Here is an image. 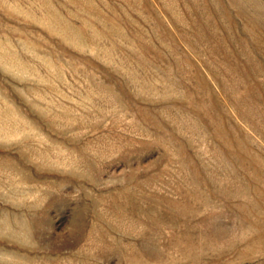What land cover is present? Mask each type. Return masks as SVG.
Here are the masks:
<instances>
[{"label": "rangeland", "instance_id": "1", "mask_svg": "<svg viewBox=\"0 0 264 264\" xmlns=\"http://www.w3.org/2000/svg\"><path fill=\"white\" fill-rule=\"evenodd\" d=\"M0 264H264V0H0Z\"/></svg>", "mask_w": 264, "mask_h": 264}, {"label": "bare ground", "instance_id": "2", "mask_svg": "<svg viewBox=\"0 0 264 264\" xmlns=\"http://www.w3.org/2000/svg\"><path fill=\"white\" fill-rule=\"evenodd\" d=\"M245 1H246V0H245ZM206 5H207V4H206ZM223 9H224V8H223ZM217 10H218V9H217ZM203 15H204V14H203ZM239 15H240V14H239ZM188 17H189V16H188ZM188 17H187V18H188ZM194 17H196V16H194ZM212 17H213V16H212ZM238 17H239V16H238ZM244 17H245V16H244ZM222 18H223V17H222ZM230 18H231V17H230ZM224 19H225V18H224ZM204 22H205V21H204ZM227 23H228V22H227ZM178 27H179V26H178ZM190 27H191V26H190ZM208 27H209V26H208ZM219 27H220V26H219ZM221 27H222V26H221ZM222 28H223V27H222ZM190 29H191V28H190ZM197 29H198V28H197ZM199 29H200V28H199ZM200 30H201V29H200ZM200 30H199V31H200ZM195 31H196V30H195ZM202 31H203V30H202ZM186 39H187V38H186ZM217 46H218V45H217ZM208 50H209V49H208ZM238 52H239V51H238ZM234 54H236V52H234ZM237 54H238V53H237ZM237 54H236V55H237ZM223 57H224V56H223ZM226 58H227V57H226ZM228 64H229V63H228ZM254 97H255V96H254ZM237 100H238V99H237ZM238 103H239V102H238ZM239 104H240V103H239ZM246 172H247V171H246Z\"/></svg>", "mask_w": 264, "mask_h": 264}]
</instances>
